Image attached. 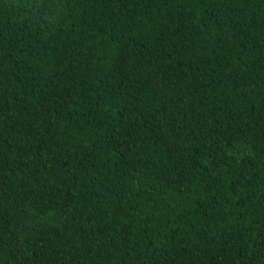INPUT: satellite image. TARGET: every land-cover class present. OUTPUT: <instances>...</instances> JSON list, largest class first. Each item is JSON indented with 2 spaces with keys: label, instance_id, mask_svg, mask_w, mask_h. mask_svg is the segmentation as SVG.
<instances>
[{
  "label": "trees",
  "instance_id": "1",
  "mask_svg": "<svg viewBox=\"0 0 264 264\" xmlns=\"http://www.w3.org/2000/svg\"><path fill=\"white\" fill-rule=\"evenodd\" d=\"M0 264H264V0H0Z\"/></svg>",
  "mask_w": 264,
  "mask_h": 264
}]
</instances>
